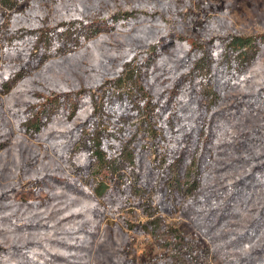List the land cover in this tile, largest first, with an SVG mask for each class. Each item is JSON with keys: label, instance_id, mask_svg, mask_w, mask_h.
I'll return each instance as SVG.
<instances>
[{"label": "rangeland", "instance_id": "374dc122", "mask_svg": "<svg viewBox=\"0 0 264 264\" xmlns=\"http://www.w3.org/2000/svg\"><path fill=\"white\" fill-rule=\"evenodd\" d=\"M11 3L0 2V264H236L241 255L252 253L257 241L218 250V230L200 229L179 207L149 208L121 195L108 203L96 194L97 183L73 171L78 152L58 133L69 134L79 122H84L81 129L89 124L85 116L74 118L69 106L85 87L96 107L116 101L118 93L129 103L132 114L121 119L129 138H159L161 122L143 110L136 78L151 95L163 94L173 84L165 79L170 71L178 76L186 68L194 71L195 61L188 57L193 47L192 56L205 63L195 70L207 80L227 58L231 37L260 36L255 54H227L232 58L225 62L233 65L236 79L210 106L226 110L221 121L236 142L222 153L210 152L202 186L183 201L201 196L212 180L242 174L249 158L264 149V100L247 102L260 83L264 88V0ZM115 11L131 14L112 23ZM214 55L219 60L212 62ZM130 69L134 73L126 74ZM44 108L52 120L29 130ZM117 119L105 110L87 128L98 123L101 129L112 128ZM241 133H257L261 140L238 145ZM219 166L224 170L217 172ZM70 180L76 187L67 184ZM261 199L254 196L246 212L226 218L221 234L244 229Z\"/></svg>", "mask_w": 264, "mask_h": 264}, {"label": "trees", "instance_id": "16d2710c", "mask_svg": "<svg viewBox=\"0 0 264 264\" xmlns=\"http://www.w3.org/2000/svg\"><path fill=\"white\" fill-rule=\"evenodd\" d=\"M0 2L4 6L12 5L11 0H0ZM129 14L131 13L115 11L110 21L113 23L121 17H129ZM259 38L260 36L231 37L226 42L228 51L225 59L232 58L227 55L231 53L239 56L243 54L245 55L243 57H246L250 51L255 54ZM155 47L160 50V44H155ZM190 49L191 55L188 57L195 61L194 71L190 69L188 72L186 68L180 76L170 71L165 79L173 80V84L167 86L163 94L151 95L147 86L136 78L138 90L142 92L144 102L142 108L150 118L154 114L161 122V137L155 135L149 139L132 140L124 132L128 126L122 124L121 120L132 114L127 107L129 103L122 101L118 93L115 95L118 97L116 101L96 107L91 97L92 91L86 90L85 87L74 93L72 105L69 104L74 118L85 116L89 126L93 123V118L102 116L106 110L118 116L120 120L112 122L115 128L102 129L98 126L99 123L96 126L92 125L91 128L85 126L81 129L80 126L84 122H79L69 134L58 133V135L60 138L68 139L69 148L78 152L77 159L72 163L73 171L89 184L97 183L98 186L94 187L96 194L107 199L108 203L116 201L121 195L126 201L134 200L133 202L140 206L146 203L149 208L157 204L158 208L179 207L194 218L200 229L210 225L218 230L214 238V241L218 242V250H233L242 244L247 247L248 242L257 241V247L252 253L241 255L235 261L236 264H264L263 147L249 158V166L242 174L226 177L219 183L212 180L206 185L201 196H197L189 203L183 201L188 194L202 186L206 175L203 171L205 165L209 163L210 152L216 148L217 152L222 153L236 142L229 127L221 121L226 110L223 108L212 110L210 106L218 100L224 88L236 79L237 72L233 65H228L223 59L212 72V77L201 80L202 70L195 68L202 69L205 63L203 59L197 60L198 58L192 56L196 51L195 48ZM217 60H219L217 55L210 59L212 62ZM182 64L186 63L182 62ZM130 71L131 69L126 71V74L134 73ZM260 86L261 83L257 93L247 99L251 105L264 100L260 97V94L264 93V88ZM8 91H11V88ZM205 99L209 101L203 104L202 101ZM231 112L228 110L227 113ZM39 113L36 119L31 120L34 116L30 117L31 121L29 120L27 126L29 130H39L52 120L47 108ZM119 121L120 125H118ZM239 137L238 145L247 140L258 143L260 139L257 133L255 136L241 133ZM262 141L264 143V139ZM232 164L238 166L237 161ZM224 168L227 169L226 166ZM223 170V166H219L217 172ZM67 184L76 187L71 180L67 181ZM258 194L259 198H262L260 205L256 206L246 227L237 231H227L228 233L223 236L220 226L224 220L236 216L237 213L246 212L250 207V200ZM145 197L148 199L142 200ZM137 198H141L142 201H138ZM24 257L28 258L26 254Z\"/></svg>", "mask_w": 264, "mask_h": 264}]
</instances>
